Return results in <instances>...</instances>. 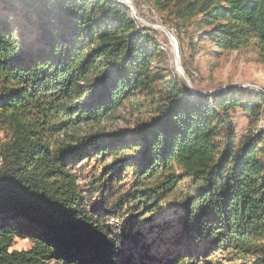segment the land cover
Instances as JSON below:
<instances>
[{
  "label": "trees",
  "instance_id": "trees-1",
  "mask_svg": "<svg viewBox=\"0 0 264 264\" xmlns=\"http://www.w3.org/2000/svg\"><path fill=\"white\" fill-rule=\"evenodd\" d=\"M144 2L173 17L180 44L192 29L264 65V0ZM154 35L117 0H0V264H206V254L124 257L88 208L71 161L135 149L132 195L177 202L180 240L208 242L212 264H264V128L240 138L232 117L258 123L264 94L192 96L155 65ZM120 107L134 131L95 132ZM102 167L113 186L119 174ZM17 239L32 247L12 250Z\"/></svg>",
  "mask_w": 264,
  "mask_h": 264
},
{
  "label": "rangeland",
  "instance_id": "rangeland-1",
  "mask_svg": "<svg viewBox=\"0 0 264 264\" xmlns=\"http://www.w3.org/2000/svg\"><path fill=\"white\" fill-rule=\"evenodd\" d=\"M123 4V0H117ZM132 7L133 17L141 26L155 32L154 39L158 45L159 62L155 60L156 66H161L167 72L185 80L193 95L205 94L216 96L219 94H231L236 90H242L246 94L255 97L257 87L264 92V65L259 62L257 54L252 49L239 51H228L220 53L213 50L209 41L198 40V32L192 29L184 31L181 35V44L177 27L173 17L167 13L155 12L144 0H128ZM125 5V4H124ZM135 12V13H134ZM15 17L12 15V19ZM158 27L167 29L177 42L180 65L190 73L188 82L178 69L175 57V48L165 32ZM187 32V33H186ZM217 52V53H213ZM190 85L196 91L193 92ZM217 91V92H216ZM216 92V93H214ZM261 93V92H260ZM237 134L241 138L248 131L264 128V109H261L258 123L252 122V118L237 110L232 114ZM134 122L129 116L128 108L120 107L111 117L104 119L95 132L108 137L111 133L120 134L125 137L134 131ZM80 135L90 132V128L78 131ZM74 134V133H72ZM5 136L0 131V142ZM131 138V137H129ZM121 143V141H120ZM123 143V141H122ZM103 144H111L105 142ZM125 151V150H124ZM125 158L129 160L130 167L122 168L117 160ZM135 158H139L138 150H128L116 158L112 155L95 156L84 160L71 161V170L76 176L78 187L86 197L88 208L94 217L105 225L112 234L120 241L124 257H134L138 260V252L147 251L160 252L161 256H177L184 254L193 258L194 256L206 254L203 261L212 264V248L210 244L199 243L197 239L182 238L179 219L183 210L179 208L174 200L168 202H151L146 197L133 196L134 171L136 169ZM128 162V161H127ZM114 169L119 176L116 183L109 184L107 175L103 173V164ZM184 185L180 189L186 191ZM32 247L29 240H15L12 250L26 251ZM207 252V253H205ZM225 255L217 253L213 261L224 260ZM219 264H228L222 261Z\"/></svg>",
  "mask_w": 264,
  "mask_h": 264
},
{
  "label": "water",
  "instance_id": "water-1",
  "mask_svg": "<svg viewBox=\"0 0 264 264\" xmlns=\"http://www.w3.org/2000/svg\"><path fill=\"white\" fill-rule=\"evenodd\" d=\"M123 2V4H125V5H129L130 4V2L128 1V0H123L122 1ZM132 10H133V8L132 7H130ZM134 11V10H133ZM159 29H161L163 32H165L166 34H167V36L170 38V40H171V42H172V44H173V46H174V48H175V57H176V62H177V64H178V69L180 70V72H181V74L184 76V78L188 81V82H190L189 81V77H188V75L185 73V71H184V69L182 68V66L180 65V58H179V54H178V48H177V42H176V40H175V38L173 37V35L167 30V29H165V28H162V27H158ZM190 88H191V90L193 91V92H195L196 93V91L193 89V87L190 85ZM254 89H256V90H258V92H261V93H263L264 94V92L261 90V89H258L257 87H253ZM217 92V91H216ZM216 92H214V93H216ZM196 94H198V93H196ZM206 94V93H205ZM205 94H201V95H205Z\"/></svg>",
  "mask_w": 264,
  "mask_h": 264
},
{
  "label": "bare ground",
  "instance_id": "bare-ground-1",
  "mask_svg": "<svg viewBox=\"0 0 264 264\" xmlns=\"http://www.w3.org/2000/svg\"><path fill=\"white\" fill-rule=\"evenodd\" d=\"M135 13V12H134Z\"/></svg>",
  "mask_w": 264,
  "mask_h": 264
}]
</instances>
